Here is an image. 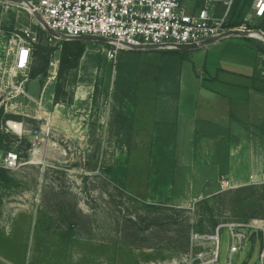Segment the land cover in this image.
Returning <instances> with one entry per match:
<instances>
[{
    "label": "rangeland",
    "instance_id": "rangeland-1",
    "mask_svg": "<svg viewBox=\"0 0 264 264\" xmlns=\"http://www.w3.org/2000/svg\"><path fill=\"white\" fill-rule=\"evenodd\" d=\"M28 24L24 8L0 2V34ZM64 40L74 59L77 39ZM83 42L62 77L65 45L44 52L46 64L37 54L23 86L26 74L12 76L0 42V264H228L223 225L264 221V182L247 183L253 155L264 154V94L256 100L248 88L255 73L239 64L248 41L235 35L209 50H181L187 117L177 79L160 72L172 58L132 52L120 73L122 53L115 62L107 43ZM44 64L46 76L31 78ZM9 150L20 157L14 167L3 161ZM232 150L243 183L222 190ZM252 238L232 264H257L264 232Z\"/></svg>",
    "mask_w": 264,
    "mask_h": 264
},
{
    "label": "built area",
    "instance_id": "built-area-1",
    "mask_svg": "<svg viewBox=\"0 0 264 264\" xmlns=\"http://www.w3.org/2000/svg\"><path fill=\"white\" fill-rule=\"evenodd\" d=\"M17 5L27 12L29 24L20 30L1 32L0 42L9 46L11 67L18 74L25 73L20 82L23 86L29 80L31 63L38 45L62 47L61 38L50 34L40 22H44L59 34L67 37L100 36L111 39L110 46L104 48L109 60L117 62L123 49H132L145 45H155L158 49H174L177 44H201L207 40H220L234 31H246L248 36L264 41V31L250 28L254 19L264 17V0H253L251 9L239 25H230L231 7L234 0H204L200 7L191 8L184 0H1L0 2ZM221 3L224 10L216 12ZM34 26H36L34 28ZM252 31L259 36L252 35ZM3 33V34H2ZM3 35V36H2ZM8 38H5V37ZM210 45V44H209ZM205 45L203 47H207ZM259 69L264 78V53L259 55ZM53 64V63H52ZM58 69V63L56 64ZM57 74V72H56ZM19 88V87H18ZM16 93L21 94L17 91ZM20 157L9 150L3 159L7 167L17 165ZM263 183L264 171L252 173L247 183ZM229 177L221 183L222 190L239 187ZM248 226L245 231L241 230ZM228 231V264H232L233 254L247 246V240L253 239L252 233L264 232V221L254 220L247 225H223ZM222 226L214 235L217 243V257L222 243ZM248 230V231H247ZM257 264H264V247Z\"/></svg>",
    "mask_w": 264,
    "mask_h": 264
},
{
    "label": "trees",
    "instance_id": "trees-1",
    "mask_svg": "<svg viewBox=\"0 0 264 264\" xmlns=\"http://www.w3.org/2000/svg\"><path fill=\"white\" fill-rule=\"evenodd\" d=\"M252 4H253V0H234L232 7H231V13H230L232 22H230L229 24L234 25V26L241 24L244 21V18L246 16V14L248 13V11L251 9ZM262 20H264V17L262 18ZM250 28L264 31V24L256 25V26H250ZM75 42L78 43L79 48H78V51L74 54V59L68 58L70 43L67 40H64V42L63 41L60 42L62 44V46L65 45L64 50H63V53H64L63 58L61 60V68H60V73H59L60 77L63 76L65 71H67L68 69L75 66L80 55L82 54V52L84 50L85 44H84L83 40L77 39V40H75ZM107 45L110 46L109 44H107ZM52 49H53V46L38 45L34 57L37 56V54L38 55L42 54V60L46 64L49 62V59H48V57L44 56L43 53L47 52L49 50H52ZM150 50H153V49H149V48H146V49H144V48L126 49L125 48V49H123L121 51L122 54L120 53L121 54L120 55V65H119L120 73L123 71L122 68H123V65H125L124 62L128 58L127 54H130L132 52L139 53L141 51H150ZM154 50L161 51L165 55L172 58V60L165 63L163 66H161L160 72L166 78V80L169 82L177 79L176 86H177L178 92L176 94V97H178L180 94L181 61L186 59V55L180 49H154ZM259 51L264 53V43H262V46L260 47ZM45 64L43 66L38 67V68H34L31 71L30 77L35 78L37 75L46 76L47 70L45 68ZM126 75L129 76L128 74H126ZM58 88H59L58 93H60V91L62 90L61 85H59ZM255 89L264 93V82H262L260 80L259 84L255 85ZM126 95H128L127 92H126ZM5 138H7V135L2 131L1 126H0V141H3ZM214 225H216V222ZM66 236L72 237L73 236L72 230L67 231Z\"/></svg>",
    "mask_w": 264,
    "mask_h": 264
},
{
    "label": "crops",
    "instance_id": "crops-1",
    "mask_svg": "<svg viewBox=\"0 0 264 264\" xmlns=\"http://www.w3.org/2000/svg\"><path fill=\"white\" fill-rule=\"evenodd\" d=\"M184 1L191 8L200 7L203 4V2H204V0H184ZM220 5H222V4L219 3L217 5V8H216V12L218 13V15L219 14L221 15L222 11L224 10V8H223L224 6L222 5V9H221L220 8ZM251 33L254 36H258L259 35L258 32H254V31H252ZM235 35L238 36V37H240V38H242V39H246V41H248L247 43H244L245 44L244 46H246V47H242V49H241V52L243 53V55H245L247 57V59L245 61H243V62H239V64H241L240 65L241 66V69L240 70L249 72L248 74L255 73V75H254L255 80L252 82L253 84L251 83V85L248 86V88H251L252 93H254L256 95V100L261 99L262 97L259 94L261 92L258 91L257 89H255V85H258L259 84V80L257 79V76H256V71H258L257 70L258 68L255 65H256L257 59H259V55L262 53L261 51H259L260 50V47H261V44H262V41H263L262 39L257 38V37L248 36V35L231 34V35H229L228 37H226L224 39H220V40H217V41L211 43L209 46H207L205 48H207L209 50L214 45L224 44V42H225V40L227 38H229L231 36H235ZM263 43H264V41H263ZM207 49H204V51L207 50ZM180 50H183V49H180ZM249 55H251V56H249ZM248 59H250V60H248ZM253 59H254V61H253ZM184 61L185 60L181 61L180 97L178 99L179 113H180L181 117H185V116L187 117V114L184 115V113H185V110L184 109L186 108V106H188V103H187V101L185 99L186 98L185 95H186V92L189 89V87L187 85V82H186L185 75H184L183 70H182V66H183V62ZM254 62H255V64H254ZM254 66L256 67V70H255V67ZM249 70H251V71H249ZM197 111L198 110H197L196 106H193L192 107V113L197 114L198 113ZM193 117L194 116H192V118ZM252 118H254L252 115L250 117H248V119H252ZM230 122H232L231 119H230ZM234 123H236V122H234ZM236 124H239V123H236ZM233 151L234 150H232V153L230 154V160H229V164L227 166V168L229 170V173L232 176V177H230V176L229 177L231 179H233L234 181L241 182L242 181L241 179H239V180H236L235 179V175H238V167L240 166V164L238 162L239 156H235V153L236 152H233ZM252 168H253V172L252 173H260V172H263L264 171V154L263 153L262 154L259 153L258 155L257 154L256 155L255 154L253 155L251 169Z\"/></svg>",
    "mask_w": 264,
    "mask_h": 264
},
{
    "label": "water",
    "instance_id": "water-1",
    "mask_svg": "<svg viewBox=\"0 0 264 264\" xmlns=\"http://www.w3.org/2000/svg\"><path fill=\"white\" fill-rule=\"evenodd\" d=\"M38 18H39L40 22L44 25V27L46 28V30H47L50 34H52V35H54V36H56V37H58V38H61L62 40L65 39V38H68V39H69V38H73V39H78V40H93V41H99V42L107 43V44L111 43V39H109V38H105V37H100V36H77V37H67V36H65V35H63V34H59V33L56 32L55 30H53L52 28H50V27L44 22V20H43L40 16H38ZM35 27H36V26H34V28H35ZM259 32L262 33L260 30H259ZM231 34L247 35L248 33H247L246 31H234V32H231L229 35H231ZM215 41H216L215 39H210V40H207V41H205V42H203V43H201V44H195V43H193V44H177L176 47H177L178 49L192 50V49L202 48L203 46H205V45H209V44H211V43H213V42H215ZM135 48L158 49V47L155 46V45H145V46L135 47Z\"/></svg>",
    "mask_w": 264,
    "mask_h": 264
},
{
    "label": "bare ground",
    "instance_id": "bare-ground-1",
    "mask_svg": "<svg viewBox=\"0 0 264 264\" xmlns=\"http://www.w3.org/2000/svg\"><path fill=\"white\" fill-rule=\"evenodd\" d=\"M16 74H18L15 70L12 71V76H15ZM17 126V125H16Z\"/></svg>",
    "mask_w": 264,
    "mask_h": 264
}]
</instances>
